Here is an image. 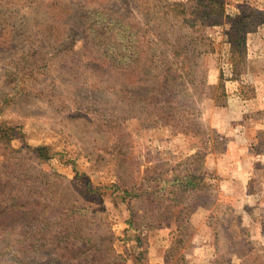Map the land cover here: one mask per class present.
Segmentation results:
<instances>
[{"label":"rangeland","instance_id":"1","mask_svg":"<svg viewBox=\"0 0 264 264\" xmlns=\"http://www.w3.org/2000/svg\"><path fill=\"white\" fill-rule=\"evenodd\" d=\"M0 136V264H24L27 235L71 214L96 241L110 231L116 263L134 264L187 207L208 209L215 264H264L242 199L264 189V0H0ZM254 161L248 183L230 181ZM204 171L205 187L181 186ZM190 220L169 233V264L184 262ZM86 247L63 250L91 264Z\"/></svg>","mask_w":264,"mask_h":264},{"label":"trees","instance_id":"2","mask_svg":"<svg viewBox=\"0 0 264 264\" xmlns=\"http://www.w3.org/2000/svg\"><path fill=\"white\" fill-rule=\"evenodd\" d=\"M174 5H179V4H174ZM169 77H174L173 75H171V73H167L166 76V81L169 79ZM165 84V83H164ZM166 90L168 91V85H164L162 87V91ZM160 93H166L165 91ZM165 103H170L174 101L173 96H170L168 99L164 100ZM163 108V107H162ZM172 112H173V105H169V108L166 109L165 111H163L162 113L160 112L159 114L162 116V122L163 124H169L168 120L169 118H172ZM171 124V123H170ZM0 138H3V136H0ZM39 152V156L40 158H47V153H45L46 149L44 147H39L38 149H36ZM16 149L9 147L7 148V152L12 155L13 153H16ZM18 158H20L18 156ZM13 159V157H12ZM203 162L201 164L202 169H204L205 167V154H203V158H202ZM10 157H8L6 159L7 163L9 165L5 166L8 170H10V167L14 166L15 163L10 161ZM12 163V164H11ZM17 164V163H16ZM16 169L13 172V175L11 176L10 180L13 179H17L16 175H15ZM208 175V172L204 171L203 172V177H199L198 180H195L193 176L189 175V178L187 180L181 181V186L186 189V190H190V189H195V188H202L205 187L207 185V182L205 181L206 176ZM4 180V176H2L0 174V184L3 182ZM18 181V179L15 181V183H11L10 181L6 183L10 184V185H14L16 184ZM8 184V185H9ZM9 189V188H8ZM11 190L13 191V189H9V192H11ZM149 191L146 190L144 191L143 194H148ZM142 194V195H143ZM152 194V193H151ZM151 194L148 196V198L151 196ZM136 196V195H135ZM189 207H187L186 209H182L180 211H178L177 213H170L169 217L171 219V221L176 222L177 225V229H180L182 227L183 224H186L190 217L191 214L193 212V210H187ZM71 222L69 224H61L59 229H55L53 231V233H47L46 231L44 232L41 228L40 229H36L34 232H31L30 234L27 235L28 237V242L27 245H23L22 251L29 253V256H26L23 261H21V263L23 262L24 264H36V263H32L31 261H29V257L32 256V252L37 251L39 248L41 247H47L50 245L51 247V254L54 255V260L50 259L48 262H44L43 264H81L83 261L79 260V257L77 256H73L70 255V253L65 252V250H63V246L65 243L68 242V244L71 241H83L87 244V247L85 249V251H83L81 253V255L86 252H90V254H88V256L92 255V260H90L89 263L91 264H96L99 259L100 260H108L110 258V260L107 262V264H117L116 263V259L119 258V255L116 253L114 247H113V241H114V237L112 234L109 233L105 234L104 236H101L99 238L98 241H96L93 237H88L85 235V233L83 232V227L80 225L82 220H80L78 218V215L76 216H72L71 214ZM131 217L133 219V217H135V213L132 210L131 211ZM158 217V216H156ZM130 219L128 221V224H130L132 226V228L134 227L135 231H138L137 237H136V241H138V246L141 247L142 243H143V227L136 225L133 220ZM155 220V219H154ZM182 223V225L180 223ZM149 229H152L151 225L149 227ZM44 240L43 243H41ZM59 242V244L57 245L56 242ZM249 242V241H248ZM41 243V244H40ZM61 243H63L62 245H60ZM69 252V251H68ZM147 253L146 250H140L139 251V255L138 256H134L135 258L133 259L134 264H142L140 262V259L145 258V254ZM31 255V256H30ZM21 256H25V255H21ZM87 258H91L88 257ZM89 261V260H88ZM86 262V261H84ZM87 263V262H86ZM42 264V263H41ZM149 264V263H146Z\"/></svg>","mask_w":264,"mask_h":264},{"label":"crops","instance_id":"3","mask_svg":"<svg viewBox=\"0 0 264 264\" xmlns=\"http://www.w3.org/2000/svg\"><path fill=\"white\" fill-rule=\"evenodd\" d=\"M254 163L255 161L248 163L244 168L238 170L236 175L230 176V181L236 182L242 179L248 183L254 176ZM207 164L209 166L210 163L206 161V165ZM230 192L235 195L234 191ZM242 199L244 202L243 207H245V212L247 214L243 219L247 224H250L252 239L264 245V189L256 192L246 190L245 196ZM246 205L250 206L252 209L256 208L257 216L255 218L250 216V212L248 208H246ZM200 208L194 210L190 217V221L198 226V230L195 236L189 239L187 244L189 248H184L185 255L183 264H215L216 262V241L211 237L212 233L208 231L206 222H201L203 214H205L208 209L206 207L203 209ZM164 229L167 232L163 234L156 233V242L152 241L150 246H148V256L145 261L149 264H169L167 253L171 251L170 247L173 244L172 236L170 237L169 233L174 235L177 225L170 222ZM164 235L169 237L164 239Z\"/></svg>","mask_w":264,"mask_h":264}]
</instances>
